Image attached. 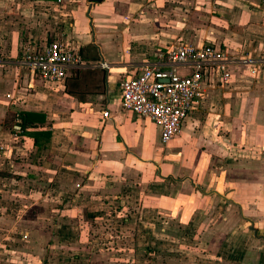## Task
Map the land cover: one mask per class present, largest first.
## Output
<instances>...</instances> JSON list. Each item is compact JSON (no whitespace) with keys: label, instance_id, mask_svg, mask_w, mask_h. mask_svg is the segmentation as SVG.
I'll use <instances>...</instances> for the list:
<instances>
[{"label":"crops","instance_id":"0c3cea01","mask_svg":"<svg viewBox=\"0 0 264 264\" xmlns=\"http://www.w3.org/2000/svg\"><path fill=\"white\" fill-rule=\"evenodd\" d=\"M58 39L87 58L67 74L83 70L81 90L91 88L83 99L24 63L29 44ZM182 42L222 49L230 78L205 82L180 134L164 145L152 120L121 110L120 84ZM102 69L104 90L90 73ZM20 111L46 115L48 148L15 129ZM0 146V178L9 164L22 176L27 166L42 170L70 218L97 224L111 192L132 190L133 231L148 254L173 234L183 237L179 264H264V0H0ZM75 230L64 233L70 239ZM90 260L103 264L101 253Z\"/></svg>","mask_w":264,"mask_h":264},{"label":"rangeland","instance_id":"374dc122","mask_svg":"<svg viewBox=\"0 0 264 264\" xmlns=\"http://www.w3.org/2000/svg\"><path fill=\"white\" fill-rule=\"evenodd\" d=\"M22 160L31 163L26 157H18L16 162ZM22 168H26V165ZM27 168L22 176L16 174L22 170H17L13 164H9L8 170L3 172L4 177L0 178V263L5 264L7 261L6 264H82L83 261L80 260L85 255L86 262L83 264H91L92 255L101 253L103 264H145L148 259L154 260L152 264H158L161 260H166L164 264H179L176 250L180 248L183 237L177 240L173 234L162 236L165 245H160L161 251L151 255L146 250L149 247L147 241L138 236L141 233L137 235L133 231L131 219L138 205L133 202L132 190L125 188L111 192L110 195L106 193L109 196L106 197L108 206L106 205L105 211L102 212L104 216L99 219V223L95 224L85 218L74 217V214V218L64 214V204L67 203L62 200L63 195L56 196L57 191L51 188L49 181L37 174L40 170L33 173L34 170L30 166ZM8 171H11V174ZM29 174H36L38 179L25 181ZM70 193L74 194L73 191ZM40 194L43 197H40ZM126 219L129 222L124 224ZM66 225L80 230H75L76 234L68 239L69 235L64 233ZM57 228L60 229L58 233ZM81 231L84 232L83 236ZM186 239L183 244L189 245L190 236ZM81 241L85 242L83 244L89 249L83 248ZM91 242L98 247L96 250ZM151 245L154 247L159 243ZM109 255L110 261L106 262ZM93 264H96V261Z\"/></svg>","mask_w":264,"mask_h":264},{"label":"built area","instance_id":"2783aa9c","mask_svg":"<svg viewBox=\"0 0 264 264\" xmlns=\"http://www.w3.org/2000/svg\"><path fill=\"white\" fill-rule=\"evenodd\" d=\"M225 60L226 53L211 44L174 45L158 63L143 67L138 74L121 82V110L152 120L160 129L161 142L166 145L180 134L185 120L203 96L205 82L216 73L221 81L229 80ZM24 63L32 72L62 85L71 67L86 65L78 44L67 39L42 46L29 44L24 50ZM99 65L108 68L105 62ZM177 67H189L192 71L181 74ZM103 116L111 117L108 111Z\"/></svg>","mask_w":264,"mask_h":264},{"label":"trees","instance_id":"16d2710c","mask_svg":"<svg viewBox=\"0 0 264 264\" xmlns=\"http://www.w3.org/2000/svg\"><path fill=\"white\" fill-rule=\"evenodd\" d=\"M83 60L85 61L87 58L84 56L82 50H80ZM99 60V55L96 53L94 56V61ZM83 70H77L75 75L72 77H66L65 86L66 92L78 96L80 99H83V96L87 90L91 88L86 85L85 91L81 90L82 86V77H83ZM93 73V80L98 81L103 86V90L106 84V71L99 70L90 72ZM90 78V77H89ZM92 80V81H93ZM85 81V80H84ZM47 122V117L43 113H35V112H27V111H20L18 113V122L17 125L20 127L22 133L29 135L34 140V145L38 148L39 151H42L51 143L52 133L48 129H44V126ZM90 217H95V214L89 215ZM151 251V249H148ZM152 252V251H151Z\"/></svg>","mask_w":264,"mask_h":264},{"label":"water","instance_id":"95a60500","mask_svg":"<svg viewBox=\"0 0 264 264\" xmlns=\"http://www.w3.org/2000/svg\"><path fill=\"white\" fill-rule=\"evenodd\" d=\"M91 3H94V2H102L103 0H89Z\"/></svg>","mask_w":264,"mask_h":264}]
</instances>
